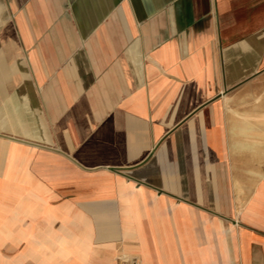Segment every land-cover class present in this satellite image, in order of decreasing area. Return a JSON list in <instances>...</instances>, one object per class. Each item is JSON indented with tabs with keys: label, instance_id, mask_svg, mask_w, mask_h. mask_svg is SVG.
Masks as SVG:
<instances>
[{
	"label": "crops",
	"instance_id": "obj_1",
	"mask_svg": "<svg viewBox=\"0 0 264 264\" xmlns=\"http://www.w3.org/2000/svg\"><path fill=\"white\" fill-rule=\"evenodd\" d=\"M0 264H264V0H0Z\"/></svg>",
	"mask_w": 264,
	"mask_h": 264
}]
</instances>
